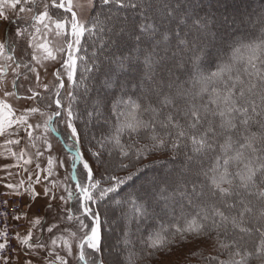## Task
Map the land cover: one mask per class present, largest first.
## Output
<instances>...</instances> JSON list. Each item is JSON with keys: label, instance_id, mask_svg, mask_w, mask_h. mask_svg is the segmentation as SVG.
<instances>
[{"label": "snow or ice", "instance_id": "6c2138e0", "mask_svg": "<svg viewBox=\"0 0 264 264\" xmlns=\"http://www.w3.org/2000/svg\"><path fill=\"white\" fill-rule=\"evenodd\" d=\"M216 2L227 4V0ZM175 4L173 6L164 0L161 5L163 16H159L150 15L157 8L155 0H97L96 4L90 0V6L98 10L88 20H81L74 11V0H0V19L11 23L6 8L24 14L19 17V23L24 26L18 25L14 36L10 35L0 42V58L8 62L0 64V90L4 89L7 69H11L18 78L21 68L36 71L30 66L33 61L37 64L46 60L55 61L57 54L65 52L67 59L63 60V66L67 70L68 81L75 86L77 60L83 59L75 53L80 51L85 33L89 36L108 35L109 40L103 45L105 48L109 45L116 48L126 46L125 36L134 37L137 51L143 56L141 69L138 63H133V60L139 61V56L121 55L117 58L114 52L111 54L110 59L120 67L139 74V95L135 100L131 97L113 100L116 117L113 131L97 140L100 150L91 152L104 168L105 174L101 179H94L92 166L78 150L72 154L71 178L75 181V189L66 187L67 198L61 196L60 200L67 202L75 199L78 207L75 212L63 209L65 215L59 218L70 223L75 221L76 230L65 228L63 231L67 236L52 237V252L49 255L59 246V241L66 255L73 256L75 243L78 264H104L103 259L95 255L101 252L100 213L90 205L122 190L121 186L133 179L132 169L139 171L138 164L160 151L170 152L173 158L184 157L179 169L170 171L160 180L163 188L158 186L160 192L168 189H172L174 194L178 192L180 199H176L175 195L165 197L172 203L162 210L160 219L168 217V223H161L159 228L148 233L146 244L149 256L154 257L157 252L161 256H171L173 250L211 241L217 255L208 257V264H264V14L255 21L232 19L233 25L238 20L242 27L246 24H251L253 28L258 26L259 36L253 35L247 42L234 41L228 60L205 75L199 70L198 53L203 52L212 30L221 22L212 14L200 16L198 12H189L180 0H175ZM60 9L63 13L57 16L54 10ZM123 10H135L143 19L137 22L121 16ZM227 22L225 18L223 23ZM173 24L180 29L179 32L174 31ZM50 34L57 38L55 46L48 39ZM169 34L178 40V52L172 54L173 58L186 52L193 54L189 62L195 69V75L189 72L190 81L181 82L179 76L172 79V68L167 70V79L163 76L157 78L152 72L156 64L155 49L169 40ZM145 36L149 37L148 47L140 49L139 44ZM157 36L159 40L151 39ZM20 40L25 41L26 48L19 47ZM28 56L30 60L26 59ZM184 66L183 60L174 65L177 69ZM56 76L59 78L60 73L57 72ZM16 87L14 79L12 88ZM63 87V80H60L59 88ZM38 95L33 92L27 98L34 99ZM16 96L15 91L3 90L4 98L0 99V136H4L9 129H13L12 134L17 136V139H8L7 143L19 145L26 138L32 148H36V142L41 141L50 149L52 145L47 133L57 131L53 124L62 111L66 112L71 137L76 138L75 144L79 143L77 129L72 122L74 112L71 101L75 99L72 92L68 93L66 109L57 89L56 110L46 113L39 107H31L19 116L15 115L6 99ZM37 113L46 117L43 123H29V117ZM41 128L43 132L34 135ZM20 131L26 133V137L20 136ZM27 147L12 155L23 160L24 164H31L32 157L25 158ZM105 153L107 159L104 158ZM42 155V151L35 152L37 158ZM53 162L54 158L49 157V176L52 175ZM77 164H82L85 170L83 183L75 175ZM36 167L40 169L39 163ZM117 172H127V175L119 176L115 174ZM5 187L15 189L17 186L7 184ZM44 194H49L47 187ZM32 195L39 194L33 190ZM141 200V197L130 194L126 203L136 212L143 213ZM47 207L51 210L52 205ZM14 219L20 217L15 216ZM85 219L90 223H85ZM33 223L43 225L44 220L37 217ZM57 228L58 225L52 223L47 231L52 233ZM3 235L5 242L0 243V250L7 245V234ZM16 238L19 239L18 234ZM21 243L29 250L46 247L39 236L33 241L31 231ZM128 243L130 241L125 233L126 246ZM220 256L227 258L220 259ZM3 259L7 261V257ZM25 264H32V261L26 260ZM48 264H69V261L57 253ZM115 264L125 262L116 261ZM126 264H133L131 254L126 258Z\"/></svg>", "mask_w": 264, "mask_h": 264}, {"label": "trees", "instance_id": "16d2710c", "mask_svg": "<svg viewBox=\"0 0 264 264\" xmlns=\"http://www.w3.org/2000/svg\"><path fill=\"white\" fill-rule=\"evenodd\" d=\"M164 1V0H163ZM190 0H180V3L183 4L184 2L189 3ZM199 0L193 1V4L198 2ZM168 2L171 3V0H168ZM173 2V0H172ZM175 2V0H174ZM208 3H206L208 6L212 2V0H209ZM262 0L259 1V3L253 2L250 4V8H255L254 15L249 13L247 16L248 19H251L254 16V20H256L260 15L264 14V7H261ZM97 3V0H95L94 4ZM187 4V3H186ZM184 5V4H183ZM252 5V7H251ZM173 6H176L173 5ZM201 8V7H200ZM205 8V7H204ZM186 9L191 12L192 8L189 6L186 7ZM199 10V8H197ZM196 9L195 12H198ZM98 10L97 7H93L90 16L95 15L96 11ZM235 10H239L236 6ZM263 10V11H262ZM12 13L9 15V19L11 23L8 21H3V38L2 42H4L10 35L14 36L17 26H24L23 24L19 23V17L22 16V13L16 14L14 10H11ZM58 15H61L63 13V10H54ZM163 9L162 10H156L150 15H159L163 16ZM70 15V14H67ZM121 16H127L130 20L134 19L137 22H140L143 17L142 15L135 11V10H123L120 13ZM221 16L218 17L219 21H221ZM225 18L228 19V16H225ZM217 19V20H218ZM224 20V19H223ZM221 26L224 25V23H220ZM227 24V23H226ZM239 25V26H238ZM236 28L230 33H227L221 30H213V37L212 41H206L203 52L198 53L200 56L199 61V70L202 74L207 75L210 72H213L216 70L217 66L221 63H224L228 60V58L232 54V48L234 41H243L247 42L248 40L252 39L253 35L259 36V29L258 26L253 28L251 24H246L245 26H241L238 24ZM167 26V25H165ZM175 32H179L180 29L175 26V24L172 25ZM144 38V37H143ZM149 38V37H148ZM154 38V37H153ZM153 38H151L153 40ZM158 36L155 38L154 41L158 40ZM145 39V38H144ZM216 39L219 43L216 44ZM109 40L108 35L98 34L95 36H89L87 33H85V36L81 40V46L80 51L76 52L77 57H82L83 59L77 60V67L75 71V80L76 84L75 86L70 82L68 85L66 91H61L60 99L63 107H67L69 104V96L68 93L72 92L75 99L71 101L73 106V125L77 129V133L79 136V143L75 144V139L71 137L69 129L67 128V123L65 122L67 120V117L65 115V112L62 111V114L60 117L55 118V123L53 124V127L57 129L55 132H49L47 133V138L49 143L52 145L50 149H48L41 141H37V147L36 148H29L27 147V157H32V163L37 165L39 163L40 170L42 172L48 169V158L52 157L54 158V162L52 165V175H47L46 177V184L47 188L54 194L55 199L51 201L52 207L51 210H49L48 207H46L45 216H44V224L41 225L40 230L41 234L38 235L42 241L45 243V251H51L52 245L50 243V240L54 236H60V235H67L66 232L63 230L65 228L75 231L76 230V222H68L65 220H60V215H65L63 212V209L69 208L73 212L76 211V208L78 207V203L75 199L64 202L60 200L61 196H64L67 198V192L65 191V188H69L71 190L75 189V181L71 178L72 177V168H71V158L72 154L76 152L77 150L82 154L83 158L84 156L87 157V161L93 168L94 172V179H101V176L104 175V168L100 166L99 162L94 159V157L91 155L92 151H98L100 150L99 145L97 144V140L101 139L103 136L109 135L113 131V126L116 122L115 113L113 111V100L116 98L122 97L124 100H127L129 97H131L133 100L137 99V96L139 95V91L137 88V85L139 83V74L135 73L134 71H129L128 69H121L120 65L118 63H114L111 67V74L108 72L106 73L105 67L107 66V59L109 58V53H112L111 46L103 47L104 44H106ZM130 40H132L130 38ZM143 40V39H142ZM177 39H174L171 34H169V40L165 41L160 44V47L155 49L157 55L154 57L156 60V64L153 65L152 72L154 75L157 76V78L163 76L164 78L168 77V69L172 68L174 72L175 78L179 76L181 78V82L188 80L190 81V75L189 72L191 71L192 75H195V69L192 68L191 63L189 62V57L193 54L191 52H186L182 55L181 60H183L185 66L180 67L179 69L175 68L174 66H168V59L173 57V49L174 44L176 43ZM225 40H230L226 45H221ZM171 41V42H169ZM142 42V41H141ZM140 42V44H142ZM137 43V42H136ZM170 43V44H169ZM133 44V40L126 44V46L120 47L117 51L118 54L116 55L117 58H119L123 54H119V52L122 50H129L127 54H124V56H130L131 52V46ZM144 45V44H142ZM146 45V43H145ZM140 46V45H139ZM177 46V45H176ZM19 47H25L26 44L24 40H20ZM18 47V51H19ZM148 47V46H147ZM147 47H139L140 49H146ZM27 51L30 53L31 49H27ZM134 53H136L137 56H139V60L143 67V56L140 55V53L137 51V48L133 50ZM110 53V54H111ZM66 55V52L64 53ZM65 55L63 56V60L67 59V56L65 58ZM178 57L179 54L177 55ZM27 60H30V56L26 57ZM179 60V61H181ZM136 60H133V63H135ZM178 61V62H179ZM63 62V61H62ZM61 62V63H62ZM139 62V61H136ZM127 64V62H125ZM6 65V64H5ZM15 65L13 64V67ZM33 67V62L30 65ZM64 68V66L60 67V69ZM89 69L86 71L85 69ZM8 76L12 81L15 79L17 87L13 89L17 93L18 98H27L29 96H32L33 92L38 93L39 95L34 98L36 100V106L41 109V111H44L46 113H51L52 111L56 110L55 100L57 99L56 92L52 93V90L50 89L45 92L37 91L33 87V81L28 77V74L30 75L31 72L27 69L21 68L20 69V76L17 78L15 74L11 71V69L7 70ZM122 73H125V77L127 79H124L122 83H124L127 87V90L125 95L121 94L119 96H116L113 94L117 90V79L118 76ZM110 75H114V77L110 78ZM118 75V76H117ZM26 78V79H25ZM110 78V80H107L104 82V80ZM25 80V81H24ZM59 80V79H58ZM107 82V83H106ZM102 85L104 87L102 88ZM12 87V85H11ZM66 87V85H65ZM64 87V89H65ZM31 89V91H29ZM98 89L102 92L99 100H97L96 104L99 109H102L103 117L100 119L93 118L89 123H87V120H89L88 116V105H89V99L85 97L87 94L88 96L93 94L94 91ZM60 91V90H59ZM90 98V97H89ZM91 100V99H90ZM51 105V107H47V105ZM123 105H121V110H123ZM13 110L14 107H12ZM20 113L18 112V115ZM38 118V122L43 123V120L46 117H41L39 113L34 115ZM43 132V129H39L34 135H39ZM124 139L126 140L127 137L125 136ZM29 143H31L29 141ZM75 144V147H71V145ZM59 146V147H58ZM35 153L37 150L42 151L43 155L41 157L44 158V161L41 160V162L34 161L36 160V157L32 156V151ZM91 150V151H90ZM63 155H66L68 157V162H66V158L64 160ZM105 159H107V154L105 153ZM184 157L182 155L177 156L173 158L172 154L170 152H156L153 155L149 156L147 159L143 160L142 164H138L136 169H132L133 172V179L128 181L126 185L121 186L122 190L118 191V193L109 194L110 198H105V200L100 201L96 204H91L90 206L93 208L94 211L100 213V230H101V252L95 254L97 257L102 258L104 263L106 264H113L114 257H111V249L110 247L117 243L119 246L121 245L120 241L121 238L124 237L125 233H127V239L130 241V243L124 245V256H123V262L126 264V258L131 254L133 264H208L207 258L210 256H216L217 251L212 245V242L209 241L207 243L203 244H189L185 246L182 249H176L173 250L171 256H161L160 253H155V256H149V249L147 247L146 241L148 237V233L151 232L153 229L159 228L161 223L167 224L168 223V217H163V219H160V217L163 216L162 208L158 205V203L153 199L154 193L152 192V197L150 196V199L147 200V202L144 204V211L143 213H138L139 215L145 214L147 217L142 219L136 218V222L131 221V217L133 216V213L136 212L131 208V206L126 203L129 195L133 196H140V194H144L146 189V184H149V182L153 185H159L160 180L168 174L170 171L174 169H179L181 166V163L183 162ZM61 161L64 162L63 166H61ZM60 163V164H59ZM168 166V172H163V167ZM62 168V169H61ZM151 172H154L151 175ZM119 176H125L127 175V172H117L115 173ZM65 175V178H68L67 185L65 188L63 187V177ZM75 175L77 179H79L82 183L85 182V170L82 167V164H77V168L75 171ZM146 176V178H145ZM143 179V181H142ZM54 182V183H53ZM55 186H54V185ZM175 195L176 199H180V196L178 193H173L172 189H168L165 191V196L160 200L162 204L166 207L172 203L171 199H165V197H172ZM155 197V196H154ZM117 212L120 213L122 218L116 219ZM52 217L57 218V229H53L52 233H49L47 231V227L52 224L51 220ZM123 220L125 224H123ZM85 223H90L89 220L85 219ZM135 233L134 241L132 242L130 240V235ZM38 234V226H35V229L33 230V241H35ZM125 240V239H124ZM124 242V241H123ZM75 244V243H73ZM58 245L62 246L60 242L58 241ZM58 251V250H56ZM90 251V250H88ZM63 255H65L66 259L69 261V264H78V250L77 253L73 252V256H67L66 252H61ZM192 253H195V255H192ZM54 257V256H52ZM226 256H220V259H226Z\"/></svg>", "mask_w": 264, "mask_h": 264}, {"label": "rangeland", "instance_id": "374dc122", "mask_svg": "<svg viewBox=\"0 0 264 264\" xmlns=\"http://www.w3.org/2000/svg\"><path fill=\"white\" fill-rule=\"evenodd\" d=\"M185 1H187V0H185ZM193 1H195V0H190L189 3L188 2H184L183 4H184L185 8L187 6H189L190 8H192V11H196V9L199 8V10L198 9L197 10H198V13H199L200 16H206L208 14H212V15H214L216 17V19H218V17L221 16V18H220L221 19V21H220L221 23H223V21L225 20V16H228V19H227L228 22H227V24H224V25L221 26V24L218 23L217 26H216V28H214V29L220 30V31L221 30L223 31V29H225L224 31H226L227 33H230L231 34V32L239 24V21L237 20V23L235 25H233L232 22H231L232 19L233 18H243L245 21H247L248 20V18H247L248 16L247 15L249 13L250 14L252 13L253 15L255 13H257L255 11V8H250V4H252L253 2L259 3L260 0H227L226 6L223 5V4H217L216 0H212V2H210L211 4L208 5V6H205V5H207L206 3L209 4V2H208L209 0H199L195 4H193ZM262 1L263 2H261V7L262 6L264 7V0H262ZM94 2H95V0H93V4H94ZM155 3L157 5L156 10H162L163 9V7L161 6L164 3L163 0H155ZM168 3H170V2H168ZM170 4L175 5L174 0H173V2L171 0V3ZM236 6L238 7L239 10H235L236 9ZM251 7H252V5H251ZM92 9H93V6H90V0H74V10L77 12V16H78L79 19H81V20H88L89 17H90V14H91ZM5 12L8 15H10L12 13L11 9H7V8L5 9ZM15 13L18 14L19 12L18 11H15ZM56 14H57V16H59L58 13H56ZM68 16H70V15H68ZM251 20L252 21H255L254 20V16L251 18ZM218 21H219V19H218ZM1 27H3V24L0 25V31L2 32V28ZM258 29H259V27H258ZM213 30H212V33H213ZM213 36H214L213 34L211 36H209L207 41H212L213 40L212 39ZM130 38L133 40V44H132L133 46H131V52H130V54L132 55V57H137L136 53H134V51H133L134 49L137 48V43H136L135 38L134 37H131V36H125V39L127 40V43H129L130 41H132V40H130ZM144 38H142L143 40H141L142 41L141 43L144 44V45L139 44L140 45L139 47H142V46L143 47H147L148 46V40H149V38L146 37V36ZM155 38L156 37H154L153 40H155ZM48 39L51 40L53 42V46H55V43H56L57 38L54 36V34H50L49 37H48ZM158 40H159V38H158ZM229 41L230 40H225L223 42V44H221V45L224 46ZM0 42H2V41H0ZM145 43H146V45H145ZM217 43H219V42L216 39V44ZM224 43H226V44H224ZM177 44H178V40H176V43L173 45L174 46L173 52H178V49H177V46H176ZM111 49H112L111 50L112 53L114 52L115 53V56H116L118 54V51L117 50L119 48H116L114 45H112L111 46ZM156 50H157V48H156ZM128 51L129 50H123V51L121 50L119 52V54H123L124 55V54H127ZM110 53H109V58L107 59V63L108 64L105 67V71H106V73L109 72L111 74V70H112L111 67L115 63V61H113V60L110 59L111 54H112V53L111 54ZM64 55H65L64 53L62 55L61 54H57V59L55 61H53V60H46V61H43L40 64H37V63H35L33 61V67L36 69V71L35 72H31L30 75L28 74V77L30 79H32V81H33V87H34L35 90H37V91L39 90L41 92H45V91H48L50 89V91L52 90V93L57 92V89H59L60 91H61V89H62V91L63 90L66 91L68 85L70 84V81H68V78H67V70H66L65 67L62 68V69L58 68L60 65L63 64L62 61L64 59L63 58ZM75 55H76V53H75ZM181 58H182V56H180V57L176 56L175 58H173V57L169 58L167 60L168 61V66H174L179 60H181ZM7 63L8 62L4 61L3 58H0V64H7ZM135 63H138L140 65L141 69L143 68L140 60H139V62H136L135 61ZM121 69L125 70V69H127V67H124V68L121 67ZM57 72L60 73L59 78H57V76H56V73ZM134 72L137 73L136 71H134ZM6 76L7 77H5L4 79L10 78L8 76V72H7ZM111 77H114V75H110V78ZM125 77H129V76H126L125 73H122V74H120L118 76V79H117L118 82L116 83L118 85L116 87L117 90L113 93L115 95V97L116 96H119L121 94H124L125 91L127 90L126 85L124 83H122V81L124 79H127ZM110 78H108V79L104 78V79H106V80H104V82L107 81V80H110ZM165 79H167V78H165ZM172 79H175V76L174 75L172 76ZM60 80H63L64 87L66 85L65 89H64V87L63 88H59V82H60ZM45 85H47V89L45 88ZM122 85H123V88L121 87ZM103 87H104V85H102V88ZM12 90H13L12 87H10L9 88V91H12ZM101 94H102V92L100 90L96 89L93 94H91L89 96L87 94L85 95V97L87 99H89V102H90L89 105H88V109H89L88 116L91 117V118H89V120H87V123H89V124H90V122H91V120L93 118L100 119V118L103 117L102 109L101 108L99 109V107H97V104H96V102H97V100H99ZM60 95H61V93H60ZM15 98L16 99H19V101H20V102L18 101V104H17L18 105V108H19V111H20V114L19 115L23 114V112L26 109L36 106V100L35 99H28V98L22 99V98H17V97H15ZM64 108L66 109L67 107L65 106ZM65 115H66V112H65ZM36 122H38V118L37 117H35L34 115H32V116L29 117V123H36ZM37 131H39V130H37ZM68 131L70 132V129ZM26 141L28 142L27 145H30V143H29V141L27 139H26ZM29 148H31V147L29 146ZM31 151H32V156L34 158L35 153L33 152L32 149H31ZM63 157H64V160L66 158V162H68V157L66 155H63ZM83 159L84 160H87V157L84 156ZM37 160L39 162H41V160L44 161V158L41 157V156L38 157V158L36 157V160H34V161H37ZM63 164H64V162H63ZM167 167L168 166L166 165V166H164L162 168L163 169V172H165V173L168 172V168ZM153 173L154 172H151L148 175H151ZM47 175H48V171L45 170L43 172V178L44 177H47ZM62 177H63V181H64V183L62 185L65 188V186L67 185V182H68V178L67 177L65 178V175L62 176ZM145 178H146V176H145ZM142 181H143V179H142ZM158 186L160 188H163V185L162 184L153 185V184H151L149 182V184H146V187H144L146 189L145 193L144 194H140L139 197H141L142 198V202L145 203V202H147L148 199H150V196L152 197V192H153L154 195H153L152 198L155 199V201L158 203V205L163 210L165 208V206L162 204V202H160V200L165 196V192L158 191ZM53 196H54V194H52V196H51V198L49 200V203H51V201L53 200ZM45 211L46 210H44V212ZM120 213L117 212L116 219H115L116 221L118 219L122 218V216L120 215ZM44 216H45V214H44ZM138 217H139V219H142L143 220L147 216L145 214L139 215L137 212H134L133 213V216L131 217V221L132 222H134V221L136 222L137 220H135V219L138 218ZM49 221H51L52 223H57V218L52 217V219L49 220ZM123 224H125L124 220H123ZM40 227H41V225H38V228H40ZM38 235H39V233L37 234V237H38ZM65 236H67V235H65ZM130 236H131L130 237V240L133 242L134 241V238H135V233H133ZM124 239H125V235H124V237L121 238V241H120L121 245L120 246L117 243H115L114 245H112L110 247V249H111V251H109V252H111V255L110 256L111 257H114V260H112L113 261V264H115L116 261H121V262L124 261L123 260V256H124V245H125V240ZM18 242H19V239H18ZM19 248H20V250L18 252V255H17V257L13 261H8L7 263H3L2 261H0V264H17V262H18V260H19V258L21 256V253H22L23 250H25V252H30V255H34L35 253H38V256H39V254L42 255V256H44V254H43L44 251H42L41 249L29 250V249H27V246L26 245H24V244L21 243V240L19 242ZM56 250H58V251H56ZM49 252H52V249ZM61 252L64 253L65 251L63 250V246L60 245V246L56 247V249L53 252V254L50 255V258L54 259V257H52V256H55V254H57V253L60 254V255H62V256H65ZM73 252H75V254L77 253V248H76L75 244H73ZM104 264H106V263H104Z\"/></svg>", "mask_w": 264, "mask_h": 264}, {"label": "crops", "instance_id": "0c3cea01", "mask_svg": "<svg viewBox=\"0 0 264 264\" xmlns=\"http://www.w3.org/2000/svg\"><path fill=\"white\" fill-rule=\"evenodd\" d=\"M2 38L3 29L2 32L0 31V41L2 40ZM4 80L5 86L3 90L9 91V88L12 85V80ZM3 90H0V99L4 98ZM6 99L7 102L12 105V107L16 106L14 108L15 110L13 111L15 115L18 116V112L20 113L17 105L19 99H16L15 97H7ZM13 127L15 128V126ZM12 133L13 129H9L4 136H0V189L5 194L10 196L16 195V192L32 193L33 190L39 194L36 196V200L29 204L28 207L25 209L24 220L26 223V227L19 235V242L20 240L22 242L27 233L29 231L33 233L35 226H38L33 223L34 219L37 217L44 219V210H46V207L49 204L52 192L49 190V194L47 196H45L44 194V189L47 187V184L46 177L43 178V170L41 172V170L37 169L36 165L33 163L24 164L23 160L18 159L17 156L12 155L13 152L19 154V151L22 148L29 146L27 145L28 142L26 141V138L21 140V143L19 145L7 143L8 139H17V136L13 135ZM19 135L26 137V133H24L23 131H20ZM25 158H28L27 153ZM37 176H39V183H37ZM7 184H12L17 187L15 189H9L5 187V185ZM38 233L39 235L41 234L40 228H38ZM41 250L44 251V256L40 254L38 256V253L35 252L34 255H30V252H25V250H23L17 264H25L26 260H31L32 264H48L49 260L52 259L49 255L50 252L48 251L47 253L45 251V248Z\"/></svg>", "mask_w": 264, "mask_h": 264}, {"label": "built area", "instance_id": "2783aa9c", "mask_svg": "<svg viewBox=\"0 0 264 264\" xmlns=\"http://www.w3.org/2000/svg\"><path fill=\"white\" fill-rule=\"evenodd\" d=\"M34 200L36 196L30 192L10 196L0 189V243L5 242L3 234H7L6 248L0 250V261L3 263L13 261L18 255L20 248L16 236L25 228V209ZM15 216H19L20 219H14ZM4 257H7V261L3 259Z\"/></svg>", "mask_w": 264, "mask_h": 264}, {"label": "water", "instance_id": "95a60500", "mask_svg": "<svg viewBox=\"0 0 264 264\" xmlns=\"http://www.w3.org/2000/svg\"><path fill=\"white\" fill-rule=\"evenodd\" d=\"M62 66H63V64H62V65H60L58 68H60V67H62ZM61 91H62V89H61ZM61 91H60V92H61ZM76 168H77V167H76ZM75 171H76V170H75Z\"/></svg>", "mask_w": 264, "mask_h": 264}, {"label": "flooded vegetation", "instance_id": "af4514ba", "mask_svg": "<svg viewBox=\"0 0 264 264\" xmlns=\"http://www.w3.org/2000/svg\"><path fill=\"white\" fill-rule=\"evenodd\" d=\"M66 56H67V52H66L65 58H66Z\"/></svg>", "mask_w": 264, "mask_h": 264}]
</instances>
